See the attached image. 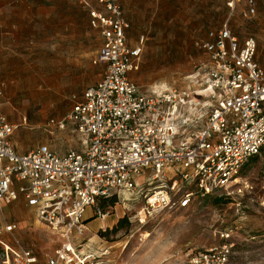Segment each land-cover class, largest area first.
I'll return each mask as SVG.
<instances>
[{
	"label": "built area",
	"instance_id": "1",
	"mask_svg": "<svg viewBox=\"0 0 264 264\" xmlns=\"http://www.w3.org/2000/svg\"><path fill=\"white\" fill-rule=\"evenodd\" d=\"M94 1L99 7L88 9V20L102 39L93 59L103 64L101 79L62 118L49 121L60 129L71 125L85 148L57 153L40 144L17 153L16 125L0 115V209L23 199L58 235L46 264H111L109 246L91 249L77 238L87 231L88 206L93 216H104L95 207L99 198L140 193L139 211L146 216L187 209L209 194L253 197L255 185L241 171L264 149V68L256 60L257 40L241 39L229 25L240 5L241 15L251 17L255 0H225L228 19L199 43L207 55L202 81L151 92L130 78L140 66L142 44H129L120 0ZM257 202L264 213V196ZM16 229L0 220L2 263L36 264ZM237 231H219V243L191 251L180 264H230V238Z\"/></svg>",
	"mask_w": 264,
	"mask_h": 264
},
{
	"label": "rangeland",
	"instance_id": "2",
	"mask_svg": "<svg viewBox=\"0 0 264 264\" xmlns=\"http://www.w3.org/2000/svg\"><path fill=\"white\" fill-rule=\"evenodd\" d=\"M61 1L0 0V115L16 125V147L62 145L66 130L49 121L62 118L103 73L102 64L93 63L101 44L88 20L93 3ZM120 2L133 44L143 37L140 66L130 75L142 91L185 88L203 80L207 55L199 43L209 29L228 19L225 0ZM255 2L251 17L241 15L240 5L229 25L241 39L256 38V60L264 68V0ZM241 174L255 185L253 197L209 194L187 209L156 210L146 216L139 213L144 201L140 193L114 194L115 204L104 209L99 198L95 207L104 216H93L94 207L88 206V229L77 238L93 249L109 246L111 264H180L191 251L219 243V231L238 226L230 238V264H264V213L257 202L264 196V149L243 165ZM22 205H6L0 219L15 223L19 242L32 249L37 264H46L58 235L25 213ZM1 259L0 253L3 264Z\"/></svg>",
	"mask_w": 264,
	"mask_h": 264
},
{
	"label": "crops",
	"instance_id": "3",
	"mask_svg": "<svg viewBox=\"0 0 264 264\" xmlns=\"http://www.w3.org/2000/svg\"><path fill=\"white\" fill-rule=\"evenodd\" d=\"M69 0H62L61 1V4H66V2H68ZM91 3H93V5L91 6L92 8H98L99 7V5L94 1V0H89ZM121 3V2H120ZM122 4V3H121ZM122 7H123V5H122ZM123 11H124V8H123ZM126 19V18H125ZM128 21V20H127ZM128 29H129V22H128V28H127V30H126V36H127V38H128V42H129V44H131V45H137V44H141V42L139 41V42H137V43H134L133 44V41H132V38L130 37V36H128ZM141 39H143V37L141 38ZM140 39V40H141ZM102 40V39H101ZM143 47V46H142ZM98 50V49H97ZM96 65H101V64H96ZM102 66H103V64H102ZM131 75V74H130ZM102 76V75H101ZM101 79V78H100ZM99 79V80H100ZM98 81V80H97ZM96 81V82H97ZM95 82V83H96ZM95 83H93V84H95ZM92 84V85H93ZM90 86V85H89ZM88 87V86H87ZM85 89H86V87H85ZM85 91V90H84ZM84 91H83V93H84ZM83 93L81 94V96L80 97H78V98H76L75 100H81L82 99V95H83ZM74 100V101H75ZM73 104V103H72ZM72 107V106H71ZM69 126H71V125H69ZM69 126H67L65 129H60V128H58V127H56V126H54L55 128H58V129H60V130H66V134H64V140H65V142L61 145V144H58V143H51L50 144V146L51 147H53V148H50L48 145V147L50 148V149H53V150H55L57 153H64V152H66L69 148H73V147H71V146H74V149H76V150H79V151H81V150H83L84 148H85V139L81 136V135H79L74 129H73V127L71 126V128L69 127ZM12 138H13V136H12ZM78 139H80L81 141H79L80 142V146L78 147L77 145H78ZM12 141H13V139H12ZM15 144V143H14ZM40 145V144H39ZM38 145V142L37 143H35V144H32V145H29V146H25V145H20L19 147H16V145H15V148H16V151H17V153H24V152H27V151H29V150H32V149H36V147L37 146H39ZM32 148V149H31ZM22 203L23 205L21 206V208L22 209H24V211H25V213H31L32 214V216H34L35 217V213H34V211H33V209L32 208H29V207H27L26 205H25V202H24V200L23 199H20V200H18V201H16V202H14V203ZM6 206V205H5ZM4 206V207H5ZM35 219H36V217H35ZM0 220H2V219H0ZM4 220V219H3ZM2 220V221H3ZM36 220H38V219H36ZM5 221V220H4ZM7 222V221H6ZM11 223H13V222H11ZM88 223L89 222H87V223H85L86 225H88ZM87 229H88V227H87ZM16 231V230H15ZM15 233V232H14ZM90 247V246H89ZM91 249H93L92 247H90ZM99 249V248H98ZM37 258V257H36ZM38 263V262H37ZM36 263V264H37Z\"/></svg>",
	"mask_w": 264,
	"mask_h": 264
},
{
	"label": "trees",
	"instance_id": "4",
	"mask_svg": "<svg viewBox=\"0 0 264 264\" xmlns=\"http://www.w3.org/2000/svg\"><path fill=\"white\" fill-rule=\"evenodd\" d=\"M115 198H116L115 195L102 198V200H101V206L103 207V209L105 208V205L106 204L114 205L115 204V201H116ZM118 223H119V226H122V223L120 221H118Z\"/></svg>",
	"mask_w": 264,
	"mask_h": 264
},
{
	"label": "bare ground",
	"instance_id": "5",
	"mask_svg": "<svg viewBox=\"0 0 264 264\" xmlns=\"http://www.w3.org/2000/svg\"><path fill=\"white\" fill-rule=\"evenodd\" d=\"M141 214H143V211H139ZM149 234L148 233H146L144 236L146 237V236H148Z\"/></svg>",
	"mask_w": 264,
	"mask_h": 264
}]
</instances>
